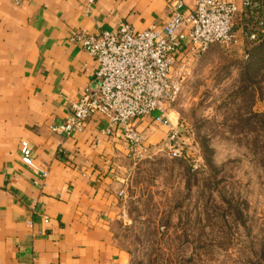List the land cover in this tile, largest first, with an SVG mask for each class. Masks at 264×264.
Wrapping results in <instances>:
<instances>
[{"label": "crops", "instance_id": "crops-1", "mask_svg": "<svg viewBox=\"0 0 264 264\" xmlns=\"http://www.w3.org/2000/svg\"><path fill=\"white\" fill-rule=\"evenodd\" d=\"M171 1L0 0V264H128L115 228L134 167L122 130L106 133L110 124L100 114L71 135L50 126L65 121L71 101L96 85L98 61L72 39L74 34L113 32L121 22L138 31L160 28ZM191 4L185 2L184 14ZM251 20L246 11L235 18L229 47L237 57L264 49V37L251 41L247 36ZM217 45L189 60L180 97L197 83ZM250 73L246 64L237 67L238 78L225 89L228 100L223 101L240 111L247 100H253L251 107L260 98L250 86L242 92ZM175 104L166 117L181 134ZM158 115L132 121L153 154L170 130L154 120ZM23 139L32 147L34 164L48 170L44 179L22 162Z\"/></svg>", "mask_w": 264, "mask_h": 264}, {"label": "rangeland", "instance_id": "rangeland-1", "mask_svg": "<svg viewBox=\"0 0 264 264\" xmlns=\"http://www.w3.org/2000/svg\"><path fill=\"white\" fill-rule=\"evenodd\" d=\"M230 44L213 48L175 104L182 156L131 159L115 224L128 264H264V56L237 57ZM244 64L260 98L240 111L223 100Z\"/></svg>", "mask_w": 264, "mask_h": 264}, {"label": "built area", "instance_id": "built-area-1", "mask_svg": "<svg viewBox=\"0 0 264 264\" xmlns=\"http://www.w3.org/2000/svg\"><path fill=\"white\" fill-rule=\"evenodd\" d=\"M186 1L192 4L184 14ZM250 6L251 0H172L168 19L160 28L138 31L121 22L113 32L78 30L72 39L99 64L94 74L96 85L71 101L68 118L52 124V131L71 135L82 131L87 119L100 114L110 124L106 133L120 128L133 155L149 156L153 153L143 146L142 135L132 121L159 112L154 120L168 125L170 130L155 153L181 157L179 131L169 122L166 111L184 90L187 63L212 44L229 45L234 38L236 16ZM248 38L254 40L256 34L250 33ZM19 153L23 163L43 179L47 176L48 170L34 164L32 147L26 139L20 141Z\"/></svg>", "mask_w": 264, "mask_h": 264}, {"label": "trees", "instance_id": "trees-1", "mask_svg": "<svg viewBox=\"0 0 264 264\" xmlns=\"http://www.w3.org/2000/svg\"><path fill=\"white\" fill-rule=\"evenodd\" d=\"M252 1V6L247 7L245 11L249 13L250 17L252 18L251 20V28L247 32V34L250 33H255L256 34V40H251V41H260L264 37V0H251ZM248 36V35H247ZM257 81V80H256ZM260 82H251L246 86L243 87V93L245 94V90L247 87L255 88V91L258 90L255 84H259ZM259 91V90H258ZM261 94V92H259ZM247 95L253 94V91H248L246 93ZM249 97V96H248ZM259 114V113H258ZM264 115V114H262ZM264 118H262L263 120Z\"/></svg>", "mask_w": 264, "mask_h": 264}]
</instances>
